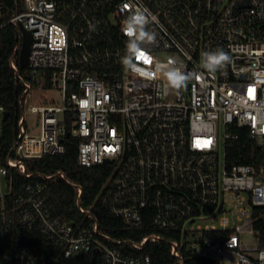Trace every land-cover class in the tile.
Returning a JSON list of instances; mask_svg holds the SVG:
<instances>
[{
  "label": "built area",
  "instance_id": "2783aa9c",
  "mask_svg": "<svg viewBox=\"0 0 264 264\" xmlns=\"http://www.w3.org/2000/svg\"><path fill=\"white\" fill-rule=\"evenodd\" d=\"M23 1V9L6 18L0 5V29L11 23L17 31L9 57L13 70L22 39L18 23L32 36L24 65L31 79L22 82L16 138L7 146L0 104V176L6 185L0 189V237L37 225L65 256L97 250L100 264H151L148 254L120 245L141 248L155 240H165L177 257L187 245L215 264H264V247L254 236V208L264 206V0ZM138 10L147 11L155 40L143 43L126 64L124 22ZM218 49L231 61L209 71L204 53ZM170 59L192 74L181 89L168 85ZM48 89L59 91L58 102L39 94L38 103H29L31 90ZM231 127L246 128L261 148L244 153V162H228L227 141L237 136ZM70 133L78 140L80 165L109 169L95 199L126 227H142L146 218L154 229L179 236L162 239L152 232L137 241L101 232L92 204L81 203L82 186L63 171L36 174L46 180L59 175L73 186L91 226L54 218L40 180L12 195L9 169L33 176L27 161L62 154V139ZM9 264L44 263L18 246Z\"/></svg>",
  "mask_w": 264,
  "mask_h": 264
},
{
  "label": "trees",
  "instance_id": "16d2710c",
  "mask_svg": "<svg viewBox=\"0 0 264 264\" xmlns=\"http://www.w3.org/2000/svg\"><path fill=\"white\" fill-rule=\"evenodd\" d=\"M1 11L4 18L13 13L20 12L24 7L23 0H0ZM18 36L16 27L11 23L5 24L0 29V104L3 105L8 115L2 126L1 141L4 146L14 142L17 132V119L19 105L17 99L23 89L22 82L30 80L27 66L18 63L16 71L9 64V57L17 45ZM18 62V58L16 56ZM50 81L43 80L46 88ZM231 131L237 136L229 138L226 144L228 162H244L243 155L249 150L254 152L257 147L244 127L233 128ZM65 151L62 154H48L40 159L27 161V167L34 173L31 177L24 176L17 169H9L7 179L12 185V195L16 196L24 191V184L35 181L45 182L46 186L41 192V197L47 203L51 215L59 221L82 222L83 226H91L93 219L81 213L76 205V190L59 175L51 179H41L36 173L54 174L63 171L70 183L82 186L81 203L85 206L92 204L91 209L98 222L99 230L121 240H140L143 236L155 232L162 239L177 238L178 231L154 229L149 220L145 218L144 224L139 228H130L123 225L119 217L115 216L109 206L95 199L99 187L108 173V167L96 164L83 166L77 159V137L67 134L62 139ZM240 154V156H239ZM260 159V157H258ZM227 231L220 232L221 235ZM205 235H210L205 233ZM254 236L259 244L264 247V206L254 208ZM18 246H26L44 264H100V257L93 258L92 251L79 250L65 256L62 249L54 245L39 229L37 225L30 227H15L6 235L0 237V264H9L12 261L13 251ZM120 247L132 253H144L150 256L151 264H215L214 260L199 255L195 249L183 245L181 256L177 257L170 251V246L165 240L147 241L141 248L131 247L123 242Z\"/></svg>",
  "mask_w": 264,
  "mask_h": 264
},
{
  "label": "clouds",
  "instance_id": "9594fccd",
  "mask_svg": "<svg viewBox=\"0 0 264 264\" xmlns=\"http://www.w3.org/2000/svg\"><path fill=\"white\" fill-rule=\"evenodd\" d=\"M149 17L146 10H138L124 22V34L129 38L127 48L129 55L124 58L126 64L131 63L132 56L141 50L145 42L151 43L155 40V34L147 30ZM231 58L222 49L213 52H205L203 64L209 71H216L227 63ZM175 61L169 60L166 71V79L169 87L181 89L186 86L192 74H185L179 67L174 66Z\"/></svg>",
  "mask_w": 264,
  "mask_h": 264
},
{
  "label": "water",
  "instance_id": "95a60500",
  "mask_svg": "<svg viewBox=\"0 0 264 264\" xmlns=\"http://www.w3.org/2000/svg\"><path fill=\"white\" fill-rule=\"evenodd\" d=\"M19 30L21 32V46L18 53V63L20 65H26L28 60V52H29V45L32 39L31 32L27 29H25L21 22L18 23ZM7 111L4 110L3 112V120H6L7 118ZM97 250L93 251V258H96Z\"/></svg>",
  "mask_w": 264,
  "mask_h": 264
},
{
  "label": "rangeland",
  "instance_id": "374dc122",
  "mask_svg": "<svg viewBox=\"0 0 264 264\" xmlns=\"http://www.w3.org/2000/svg\"><path fill=\"white\" fill-rule=\"evenodd\" d=\"M43 95L46 96L48 99L53 98L54 102H58L60 99V95H59V91L55 90V89H48V90H42V91H36V90H31V93L29 94V103H38L39 99L38 96ZM0 189L1 192H4L6 189V185H5V181L3 176H0ZM247 239H250L251 237H249L248 235L246 236ZM223 264H230L229 261H224Z\"/></svg>",
  "mask_w": 264,
  "mask_h": 264
},
{
  "label": "snow or ice",
  "instance_id": "6c2138e0",
  "mask_svg": "<svg viewBox=\"0 0 264 264\" xmlns=\"http://www.w3.org/2000/svg\"><path fill=\"white\" fill-rule=\"evenodd\" d=\"M144 54L143 53H140V56H143Z\"/></svg>",
  "mask_w": 264,
  "mask_h": 264
}]
</instances>
